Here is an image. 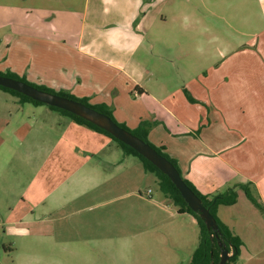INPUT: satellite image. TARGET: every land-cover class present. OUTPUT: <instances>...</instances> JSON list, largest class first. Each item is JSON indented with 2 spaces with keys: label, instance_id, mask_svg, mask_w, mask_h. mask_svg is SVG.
Segmentation results:
<instances>
[{
  "label": "crops",
  "instance_id": "obj_1",
  "mask_svg": "<svg viewBox=\"0 0 264 264\" xmlns=\"http://www.w3.org/2000/svg\"><path fill=\"white\" fill-rule=\"evenodd\" d=\"M4 2L0 3L1 72H15L32 83L86 97L91 104L105 103L115 119L131 129L149 124V141L163 146L203 194L212 197L249 184L264 205V0H56L55 6H38L39 12H26L13 0ZM227 34L242 40L235 46ZM3 94L24 104L0 90ZM68 120L58 142L67 138L73 142V133L100 142L96 148L81 142L78 146L93 157V208L132 194L137 197L132 204L175 216L151 188L142 191L137 182L126 193L116 194L115 169L126 168L131 155L116 161L111 137ZM9 125L10 119L0 116V148L8 144L2 133ZM33 128L27 123L12 133L19 140L40 141L39 135H29ZM12 145L7 150L14 156ZM58 150L54 146L47 154L27 183L21 203L10 207L14 214L28 202L34 206L4 221L6 233L44 235L42 228L29 226L49 222L36 216L35 208L59 192L66 179L55 182L46 195L41 191L37 201L29 195L38 180L42 184L49 167L59 168L62 151ZM11 158L6 157V163ZM237 191V202L217 211L243 241L235 264H264V211L241 187ZM176 214L198 225L193 215ZM182 227L176 225L174 232L186 245L190 239ZM108 230L104 232H113Z\"/></svg>",
  "mask_w": 264,
  "mask_h": 264
},
{
  "label": "rangeland",
  "instance_id": "obj_2",
  "mask_svg": "<svg viewBox=\"0 0 264 264\" xmlns=\"http://www.w3.org/2000/svg\"><path fill=\"white\" fill-rule=\"evenodd\" d=\"M13 1L26 12H39L38 6L57 5L56 0ZM0 3L5 2L0 0ZM226 37L235 46L242 40V36L235 34H227ZM157 51L160 50L156 47ZM8 97V94L0 95V116L10 119V125L2 133L9 140L8 144L0 148V152L4 150L0 163V264H190L199 244L200 227L192 225L188 216H177V206L165 197L156 175L146 172L139 158L131 155L126 168L120 165L115 169L113 188L116 194L126 193L137 182L142 191L151 188L154 196L171 208L175 216L162 210L153 213L151 207L140 208L132 204V200H137L132 194L112 204L93 208V157H88L85 148L79 149L78 146L81 142L96 148L100 142H88L83 136L76 137L78 134L75 133L72 134L75 138L73 142L68 141L70 138L63 143L58 142L70 122L68 117L48 105L17 104ZM27 123L35 126L29 135H39L40 141L30 137L19 140L12 133ZM10 143L16 147L14 156L7 150ZM54 146L62 151L59 168L54 170L49 167L42 176V184L38 180L33 186L32 195H29V198L37 201L35 198L39 197V193L46 195L55 182L66 179L59 192L50 194L46 203L35 208V215L49 222L29 226L38 227L40 231L43 229L44 235L21 237L6 233L4 221L22 216L27 208L33 206L28 202L26 207L14 210V214L10 212V207L21 203L27 183ZM111 152L116 161L126 158L116 142ZM8 156L12 158L6 163ZM79 166L81 168L75 171ZM178 224L183 225L182 231L188 232L190 241L186 245L175 235ZM101 227L102 231L95 229ZM107 227L108 231L113 232L105 233Z\"/></svg>",
  "mask_w": 264,
  "mask_h": 264
},
{
  "label": "trees",
  "instance_id": "obj_3",
  "mask_svg": "<svg viewBox=\"0 0 264 264\" xmlns=\"http://www.w3.org/2000/svg\"><path fill=\"white\" fill-rule=\"evenodd\" d=\"M1 75L9 76L15 79H19L22 81H25L39 89L46 90L53 93H58L62 96H66L72 99H76L78 101H81L89 106H91L94 109H97L100 112H103L109 116H111L120 126L123 128L131 131L135 135L139 136L149 144H151L159 153L164 155L166 158H168L173 164L177 167V169L180 171L181 175L183 176V172L177 162V160L173 157H171L166 151L163 146H156L152 144L148 139V129L147 126L149 124H146L143 122L137 129H131L126 124L118 122L113 114L112 108L105 104H91L89 102V99L86 97L79 98L73 94H70L65 91H55L54 89L47 87L45 85H39L36 83L30 82L25 76H20L19 74L11 71L7 72H1ZM0 89L3 91L12 94L13 96H16L19 98V101L21 103H33L35 105H47L45 103L39 102L37 100L32 99L31 97L20 93L16 90L4 87L0 85ZM191 101H194V99L191 96H188ZM51 109L59 111L61 114L69 117L76 123L86 126L90 129H93L95 131H98L100 133L106 134L107 136L111 137L117 145L123 150L125 155H132L142 162L144 170L149 173H154L158 179L159 188L162 191V193L165 195L166 198H169L172 200V202L177 206L179 213H188L195 217L197 220V223L200 227V238H199V244L196 247L190 264H219L221 259V253H222V247L219 245V241L223 242L225 244V247L227 250H229L230 258L227 261L226 264H235L240 255H241V247L243 245L242 239L235 235L228 226H226L218 217L217 211L219 206L221 205H232L237 202L238 199V191L237 187H241L249 200L253 202L254 205H256L260 210L264 211V205L259 201V199L253 194L249 184H239L235 187H231L228 190H226L223 193L217 194L215 196L209 197L205 194H203L192 181L189 179L184 178L187 185L201 198L203 204L205 207H207L214 218L216 219L218 228L216 230L209 229L204 221V219L201 217L199 212H196L192 210L187 202L185 201L184 197L182 196L181 192L177 188V186L174 184V182L171 180V178L162 172L157 166H155L151 161H149L147 158H145L143 155H141L138 151H136L131 146L125 144L124 142L120 141L119 139L115 138L112 134H110L108 131L100 128L99 126L93 124L92 122L72 113L64 109L57 108L55 106L48 105Z\"/></svg>",
  "mask_w": 264,
  "mask_h": 264
},
{
  "label": "water",
  "instance_id": "obj_4",
  "mask_svg": "<svg viewBox=\"0 0 264 264\" xmlns=\"http://www.w3.org/2000/svg\"><path fill=\"white\" fill-rule=\"evenodd\" d=\"M0 85L23 93L39 102L72 112L108 131L115 138L131 146L171 178L189 207L200 213L209 229L216 230L218 228L216 219L210 210L204 206L201 198L187 185L173 162L159 153L151 144L120 126L111 116L76 99L39 89L25 81L9 76L0 74ZM219 245L222 247L219 264H226L230 258L229 250L226 249L223 242L219 241Z\"/></svg>",
  "mask_w": 264,
  "mask_h": 264
}]
</instances>
